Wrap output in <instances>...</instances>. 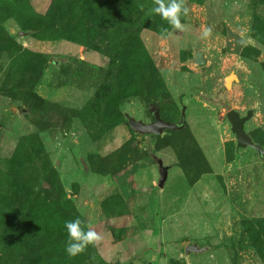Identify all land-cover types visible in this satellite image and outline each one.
Segmentation results:
<instances>
[{
    "label": "rangeland",
    "instance_id": "rangeland-1",
    "mask_svg": "<svg viewBox=\"0 0 264 264\" xmlns=\"http://www.w3.org/2000/svg\"><path fill=\"white\" fill-rule=\"evenodd\" d=\"M154 7L0 0V264H264V156L225 118L250 109L264 150V0H185L183 30ZM153 106L170 122L184 106L183 127L132 131L125 114ZM76 218L102 239L69 257Z\"/></svg>",
    "mask_w": 264,
    "mask_h": 264
},
{
    "label": "water",
    "instance_id": "water-1",
    "mask_svg": "<svg viewBox=\"0 0 264 264\" xmlns=\"http://www.w3.org/2000/svg\"><path fill=\"white\" fill-rule=\"evenodd\" d=\"M86 50L81 51V53H84ZM194 63L198 66H202L205 64L206 59L203 56V53L201 51L196 50L194 52ZM231 78L235 79V75L233 73H229L224 77V86L228 87L230 85ZM184 106H182V109L179 114V120L177 122H170L167 120H163L160 118L158 109L156 106H153L150 108V112L152 114V121L149 122H142L139 119H135L131 116H128L125 114L126 117V123L128 127L139 134H160L165 129H180L184 125ZM252 112L250 109L246 110L245 114L243 116H240L237 111L233 109H228L225 112V118L227 122L229 123V129L230 132L233 134L235 139V146L238 147H250L253 148L255 153L263 157L264 156V150L260 147L259 144L254 143L250 136L244 131L243 125L244 122L251 116ZM157 170L158 178L156 181L157 187L161 188L164 184L166 174H167V165H163L162 161L159 157L153 155L151 156ZM184 253H187L189 251L191 252H199L203 251L204 248H199L195 244H188L185 245Z\"/></svg>",
    "mask_w": 264,
    "mask_h": 264
},
{
    "label": "clouds",
    "instance_id": "clouds-1",
    "mask_svg": "<svg viewBox=\"0 0 264 264\" xmlns=\"http://www.w3.org/2000/svg\"><path fill=\"white\" fill-rule=\"evenodd\" d=\"M156 7L152 11L159 15L174 29L183 30L181 15H187L189 9L185 7V0H154ZM211 34L210 28H205L203 36L208 37ZM82 221L79 218L66 221L65 229L67 231V240L65 252L69 257H75L83 253L89 245L95 246L102 237L95 230L87 231L81 227Z\"/></svg>",
    "mask_w": 264,
    "mask_h": 264
},
{
    "label": "trees",
    "instance_id": "trees-1",
    "mask_svg": "<svg viewBox=\"0 0 264 264\" xmlns=\"http://www.w3.org/2000/svg\"><path fill=\"white\" fill-rule=\"evenodd\" d=\"M104 5H101L100 6V11L104 10L105 8H107L106 2L104 3ZM95 11L96 10L93 8V4H91L90 7H88L87 9H85V15H89L90 13L95 12ZM65 36L70 37L71 39H73V41H75L77 43H85L86 42L85 38H83L82 35H79L78 32H73V31H71L69 29L66 31ZM89 45L92 46L93 44H89ZM259 221L262 222V220H259Z\"/></svg>",
    "mask_w": 264,
    "mask_h": 264
},
{
    "label": "crops",
    "instance_id": "crops-1",
    "mask_svg": "<svg viewBox=\"0 0 264 264\" xmlns=\"http://www.w3.org/2000/svg\"><path fill=\"white\" fill-rule=\"evenodd\" d=\"M33 7H34V9H35V10H37V9H38V7H36V5H35V6L33 5ZM18 41H19V42H23V40H21V39H19ZM186 245H187V244H186ZM184 246H185V245H184ZM203 251H205V250H203ZM203 251H199V252H192V253H200V252H203Z\"/></svg>",
    "mask_w": 264,
    "mask_h": 264
}]
</instances>
